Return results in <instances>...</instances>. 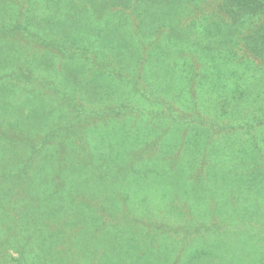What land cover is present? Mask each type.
<instances>
[{"label": "trees", "instance_id": "obj_1", "mask_svg": "<svg viewBox=\"0 0 264 264\" xmlns=\"http://www.w3.org/2000/svg\"><path fill=\"white\" fill-rule=\"evenodd\" d=\"M20 4L17 7L23 11L26 25L17 20L15 14L10 20L13 26L9 32L2 29L0 49L11 52L8 57L5 53L4 59L19 62L25 69L39 73L40 56L32 51V45L37 38L49 39L52 46L68 50L70 56L67 58H71L69 71L58 70L57 75L64 72V78H73L74 65L82 66L93 78H101L98 85L82 94L79 102L66 108L65 122L73 128L80 125L83 130L107 129L119 124L126 138L132 140L129 132H133L138 141L160 131L159 135L170 132L176 141L184 130L188 133L187 143L191 145L188 148L191 155L186 154L185 158L183 153L182 156L185 167L196 170L200 178L210 173L212 176L217 173V177L222 178L229 176L208 165L211 156L208 151L215 148L213 156L224 160L234 156L229 144L232 135L226 132V122L231 125L239 118H254L255 112L264 110V83L254 76L244 78L237 69L231 73L236 77L233 78L228 67H247L264 76V0H27ZM19 28L27 29L21 38L23 42L16 37ZM176 66L186 81L181 90L172 84ZM13 67L17 68V65ZM33 81H36L34 77L23 86L25 92L31 89L34 94H40L45 90L44 86L31 84ZM68 86L66 83L65 89ZM21 88V83L0 80V142L3 140V148L9 149V154L2 157L7 164L15 165L14 173L7 172L4 177L11 180L7 191L11 189L12 193L7 195L5 191L7 198L0 217L9 226L8 233L20 234L25 241L34 238L25 250L26 257L29 255L32 260L28 264H69L68 260L71 261L75 254H59L52 244L49 245L53 255L51 260L40 255L43 240L52 237V234L42 232L41 241L35 242L37 238L32 236V230L44 225V205L49 207L48 212L57 223L81 229V220L87 218L84 213L74 211L72 203L92 209V206H100L101 200L94 204L92 197L86 198L90 190L84 179L78 182L73 176L67 177L78 170L81 152L75 147L83 145V139L71 131L74 129L70 125L63 128L62 136H57L60 133L53 127L46 131L48 135L43 143L33 141L48 118L43 124L34 123L37 116L34 113L44 111L45 106L37 104L35 95L24 94ZM8 103L10 113L5 112ZM175 106L178 112L171 110ZM63 115L58 110L57 115L50 118L56 121ZM26 123L33 126L29 136H23L20 131L12 132L13 126ZM19 138L30 140L27 145H31L20 144L21 154L15 153ZM54 144L60 147L54 149ZM51 154L57 156V162L39 158ZM201 158L203 161L199 165ZM116 161L113 156L110 161L97 165L106 168L107 164L113 165ZM47 165L57 170L55 180L44 174ZM231 165H227L225 171H229ZM229 178L235 188L240 189L239 178ZM122 179V187L132 189L131 182L126 177ZM36 184L38 189H35ZM43 184H47L48 194ZM73 189L83 197L81 202ZM97 193L104 196L103 186ZM32 197L37 201L28 205L27 201ZM101 204L104 209L116 208L125 214L119 203L118 206ZM112 216L109 220H120ZM98 218L105 221L104 215ZM27 224L35 226L28 227ZM36 254L39 255L36 257ZM0 264H10L1 253Z\"/></svg>", "mask_w": 264, "mask_h": 264}, {"label": "rangeland", "instance_id": "obj_2", "mask_svg": "<svg viewBox=\"0 0 264 264\" xmlns=\"http://www.w3.org/2000/svg\"><path fill=\"white\" fill-rule=\"evenodd\" d=\"M26 1L0 0V33L3 28H12L11 21L15 14L17 20L26 25L23 11L17 7ZM20 29L16 37L23 42L21 38L27 29ZM38 35L43 36L40 33ZM37 39L32 45V51L35 50L38 57L40 56L39 73L25 69L19 62L4 59L3 55L7 53L8 57L11 52L0 49V80L21 83V92L35 95L34 101L40 106H45L44 111L34 113L37 114L34 123L43 124L48 118L42 126L43 129L38 131L39 136L33 140L40 144V141L43 143L47 138L46 131L53 127H57L60 133L57 136H62L63 128H69L70 125L65 122L66 108L79 102L82 94L98 85L101 78H93L82 66L74 65L73 78H64V72L60 76L57 75L58 70L69 71L71 58H67L70 56L68 50L52 46L49 39ZM15 64L17 68L13 67ZM228 67L233 78L236 77L231 73L237 69L244 78L254 76L264 83V76L257 70L237 65ZM32 77L36 81L31 84L46 87L40 94L35 91L34 94L31 89L25 92L23 86L27 85ZM184 82L186 83L185 78L176 66L172 84L177 90H181ZM66 83H69L67 89ZM128 91L131 94L129 88ZM17 98L19 91L16 102ZM16 102L12 104L15 105ZM9 104L5 106L7 113L12 111ZM17 107L15 105L14 109ZM58 110L64 115L54 121L50 116H56ZM171 110L179 111L177 106ZM74 114L78 116L76 111ZM253 116L254 118H239L232 121L231 125L229 121L226 122L228 129L224 131L232 135L229 144L230 150L235 153L234 156L224 160L213 156L215 148L208 151L211 155L208 165H212V168L218 169L222 174L226 172L229 176L224 178L217 177V173L214 176L212 173L201 175L200 178L196 170L190 171L189 167H185L182 156L183 153L185 158L186 154L191 155L188 150L191 145L187 143L188 133L184 130L179 133L180 138L176 141L170 132L159 135L161 131L157 135L146 136L145 140L138 141L133 132H129L132 140L126 138V134H123L125 131L119 124L108 126L107 129L86 130L80 125H77V128L70 125L74 129L71 131H75L74 134L83 139V145L75 147L77 152H81L78 155V170L70 172L67 177L73 176L78 182L81 178L84 179L90 190L86 193V198L92 197L94 204H98L100 200L103 205L118 206L119 203L125 209V214L116 208L104 209L101 202L100 206H92V209L77 206L73 202V210L84 213L87 218L81 220L82 228L76 229L74 225L57 223L55 217L48 212L49 207L44 205V225L40 229L32 230V236L37 238L35 242L41 241L42 232L52 234V237H45L44 245L40 247L43 253L40 255L51 260L53 255L49 245L52 244L59 254H75L71 261L68 260L69 264H264V110L255 112ZM62 121L64 123H58ZM57 123L59 125H56ZM22 125L24 124L13 126L12 132L15 134L20 131L23 136L33 133L30 123L23 127ZM215 134L217 135V129ZM9 139L8 135L7 140ZM23 139L25 138L18 140L15 150L17 154H21L20 144L27 145V141H30H21ZM0 144L1 213L7 198L5 191L8 192L7 195L12 193L11 189L7 191L11 180L4 177L7 172L14 173L15 165L6 163L2 156L8 155L9 149L3 148V140ZM66 145L69 143L66 142ZM57 147L60 146H52L54 149ZM113 156L117 159L115 164L98 168L99 163L102 165V161H110ZM39 158L57 162V156L53 154L41 155ZM202 161V158L198 161L199 165ZM230 164H233L231 169L225 171L226 166ZM45 171L44 174L49 179L55 180L56 169L47 165ZM231 176L239 178L240 189L235 188V183L229 178ZM122 177L131 182L132 189L122 187ZM36 186L35 189H38V184ZM42 186L48 194L50 190L47 184ZM102 186L104 196L97 195ZM73 194L82 201L83 197L78 190H74ZM35 201L37 198L32 197L27 204L31 205ZM101 215L105 216V221L98 218ZM111 216L120 220H109ZM8 227L0 217V253L8 258L10 264H28L32 260L29 255L26 257L25 250L26 247L29 249L34 238H27L28 241H25L20 234L8 233ZM38 255L36 254V257ZM64 260L66 261V258Z\"/></svg>", "mask_w": 264, "mask_h": 264}]
</instances>
